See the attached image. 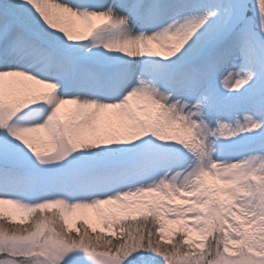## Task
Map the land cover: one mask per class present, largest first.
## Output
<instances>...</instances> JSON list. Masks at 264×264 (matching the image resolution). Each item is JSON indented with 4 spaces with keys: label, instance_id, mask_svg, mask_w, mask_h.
<instances>
[{
    "label": "snow or ice",
    "instance_id": "obj_1",
    "mask_svg": "<svg viewBox=\"0 0 264 264\" xmlns=\"http://www.w3.org/2000/svg\"><path fill=\"white\" fill-rule=\"evenodd\" d=\"M0 264H264V0H0Z\"/></svg>",
    "mask_w": 264,
    "mask_h": 264
},
{
    "label": "rangeland",
    "instance_id": "obj_2",
    "mask_svg": "<svg viewBox=\"0 0 264 264\" xmlns=\"http://www.w3.org/2000/svg\"><path fill=\"white\" fill-rule=\"evenodd\" d=\"M71 107V106H69ZM43 139V136L41 135V140ZM5 212L7 213H11L13 216V219L16 221H19L21 218V213H19L16 209H14L12 206L10 205H5L4 206ZM87 216L89 215L91 218L92 222H96V216H95V212L94 210H86ZM6 222H8L7 220H5ZM31 221V218L28 219V223Z\"/></svg>",
    "mask_w": 264,
    "mask_h": 264
},
{
    "label": "bare ground",
    "instance_id": "obj_3",
    "mask_svg": "<svg viewBox=\"0 0 264 264\" xmlns=\"http://www.w3.org/2000/svg\"><path fill=\"white\" fill-rule=\"evenodd\" d=\"M71 19L73 21V23L71 24V27L73 28V30L74 31L80 30L82 28V23L80 21L75 20V18H71ZM132 103L135 105L138 102L134 100ZM88 218L91 220L89 215H88Z\"/></svg>",
    "mask_w": 264,
    "mask_h": 264
},
{
    "label": "trees",
    "instance_id": "obj_4",
    "mask_svg": "<svg viewBox=\"0 0 264 264\" xmlns=\"http://www.w3.org/2000/svg\"><path fill=\"white\" fill-rule=\"evenodd\" d=\"M31 222H32V220L29 223H31ZM5 223H8V222L5 221ZM125 223L127 224L128 222H125ZM132 223H133V225H135L136 222H132Z\"/></svg>",
    "mask_w": 264,
    "mask_h": 264
}]
</instances>
